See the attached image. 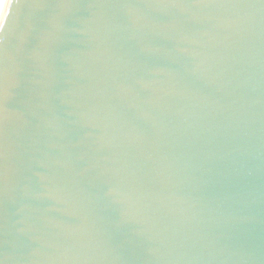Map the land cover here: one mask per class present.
Listing matches in <instances>:
<instances>
[{
	"label": "water",
	"instance_id": "95a60500",
	"mask_svg": "<svg viewBox=\"0 0 264 264\" xmlns=\"http://www.w3.org/2000/svg\"><path fill=\"white\" fill-rule=\"evenodd\" d=\"M0 264H264V0H7Z\"/></svg>",
	"mask_w": 264,
	"mask_h": 264
},
{
	"label": "bare ground",
	"instance_id": "6f19581e",
	"mask_svg": "<svg viewBox=\"0 0 264 264\" xmlns=\"http://www.w3.org/2000/svg\"><path fill=\"white\" fill-rule=\"evenodd\" d=\"M6 2H7V0H0V19H1V16L3 14L4 8L6 6Z\"/></svg>",
	"mask_w": 264,
	"mask_h": 264
},
{
	"label": "snow or ice",
	"instance_id": "6c2138e0",
	"mask_svg": "<svg viewBox=\"0 0 264 264\" xmlns=\"http://www.w3.org/2000/svg\"><path fill=\"white\" fill-rule=\"evenodd\" d=\"M9 15H10V12H9Z\"/></svg>",
	"mask_w": 264,
	"mask_h": 264
}]
</instances>
